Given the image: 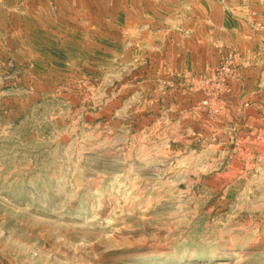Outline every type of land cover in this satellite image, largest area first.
<instances>
[{
    "label": "rangeland",
    "instance_id": "rangeland-1",
    "mask_svg": "<svg viewBox=\"0 0 264 264\" xmlns=\"http://www.w3.org/2000/svg\"><path fill=\"white\" fill-rule=\"evenodd\" d=\"M0 264H264V0H0Z\"/></svg>",
    "mask_w": 264,
    "mask_h": 264
}]
</instances>
